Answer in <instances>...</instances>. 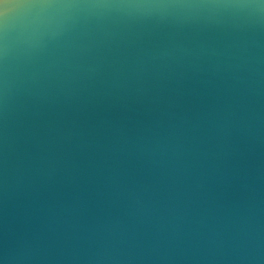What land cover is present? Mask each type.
<instances>
[{
    "label": "water",
    "instance_id": "95a60500",
    "mask_svg": "<svg viewBox=\"0 0 264 264\" xmlns=\"http://www.w3.org/2000/svg\"><path fill=\"white\" fill-rule=\"evenodd\" d=\"M0 264H264V0H0Z\"/></svg>",
    "mask_w": 264,
    "mask_h": 264
}]
</instances>
